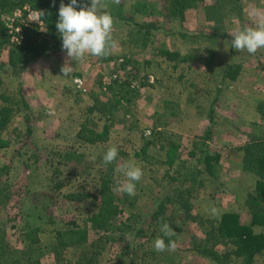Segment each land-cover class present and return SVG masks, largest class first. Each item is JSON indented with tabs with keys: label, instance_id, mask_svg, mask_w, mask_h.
Here are the masks:
<instances>
[{
	"label": "rangeland",
	"instance_id": "obj_1",
	"mask_svg": "<svg viewBox=\"0 0 264 264\" xmlns=\"http://www.w3.org/2000/svg\"><path fill=\"white\" fill-rule=\"evenodd\" d=\"M138 3L150 11L139 12L142 7L134 8ZM216 5L225 8L222 16ZM250 6L248 0L219 4L204 0L190 8L189 16V21L204 23L182 37V22L167 18L160 0H120L118 4L104 0L103 9L159 29L152 30L149 49L130 44L134 30L112 17L111 35L117 47L106 57L86 53L75 61L61 51L29 65L25 80L26 71L14 78L0 68L1 91L16 95L20 89L32 109L28 108L27 126L25 111L17 106L0 137V180L11 194L8 205L0 207V264H264V249L246 262L232 255L230 244L207 241L224 213H235L242 225H249L248 202L259 199L257 177L244 169L242 148L251 136L260 135L264 124L256 113L257 103L264 100V49L250 55L237 52L225 40L233 30L255 26L246 11ZM20 17L19 10L12 17L1 15L11 42L19 41L17 23H39L28 13ZM166 51H179L182 58L194 56L186 65L180 57L174 60L179 63L170 64L164 61ZM66 61L74 69L70 76L60 71ZM224 61L242 70L236 83L221 82L218 71ZM7 62L8 51L2 48L0 65ZM113 81L135 91L131 103L111 97L117 94ZM98 103L111 107L109 117L97 112L86 116L88 108ZM86 117L98 133L105 129V142L89 145L77 139ZM194 143H207L209 152L219 155L217 181L207 180L202 188L192 187L189 196L182 193L178 198L177 190L191 184L182 186V179L173 172L196 165L199 154ZM113 146L118 156L104 165L102 157ZM65 155L75 157L68 160ZM124 162L143 171L134 196L115 190L117 181L124 179L116 169ZM166 173L174 177L172 183L165 179ZM104 176H109L115 196L127 201L115 223L128 225L129 230L111 240L90 233L87 243L65 249L56 262V232L72 225L88 227L96 212L91 198L71 202L66 197L72 193L98 196ZM212 208L217 209L215 214ZM259 209L264 212V202H259ZM160 218L176 236L163 237ZM252 230L264 237V224ZM158 236L165 244L174 240L175 250L157 252L153 241ZM33 239L38 242L32 243Z\"/></svg>",
	"mask_w": 264,
	"mask_h": 264
},
{
	"label": "trees",
	"instance_id": "obj_2",
	"mask_svg": "<svg viewBox=\"0 0 264 264\" xmlns=\"http://www.w3.org/2000/svg\"><path fill=\"white\" fill-rule=\"evenodd\" d=\"M164 3L165 16L169 19H174L178 23L184 21V13L187 9L194 8L198 3L204 0H160ZM216 4L223 0H215ZM225 2L231 0H224ZM235 1V0H233ZM61 0H0V49L4 48L8 51V62L6 65H0L10 77L21 78L27 67L35 64L42 59H47L62 51L61 37L56 30L55 24L58 19V9ZM67 5L69 0H63ZM78 5L84 6L89 3V0H77ZM106 4V3H105ZM24 7H29L33 11H42L43 18H39V23H25L24 25H17L21 29L18 35V42H11V34L5 26V22L1 19L2 14L13 16L16 11H20L21 19L26 17L27 12ZM142 7L143 10L137 9L141 13H148L150 10L146 5L138 3L134 8ZM102 8V7H101ZM216 8L220 11V16L223 15L225 8L221 5ZM79 10V8H77ZM226 10H228L226 8ZM101 12H108L117 21H121L129 25L134 30V35L131 37L130 44L138 46L139 49L145 50L152 45L154 36L152 30H159L151 25L140 24L135 22L132 18L118 15L110 11V9H100ZM40 23L42 25H40ZM185 33L181 31L180 36L185 37ZM167 61H174L178 54L166 51L163 55ZM185 61V58H180V62ZM236 68V69H235ZM239 67L232 63H223V68L219 70L221 81L235 80L239 74ZM264 70V64L262 65ZM235 69V70H234ZM117 87V94H112V98L119 97L125 99L126 103H131L136 96L134 90L130 89L122 83L113 81ZM2 82L0 80V101L4 104L0 108V131L5 130L11 122L12 115L15 108L19 105L25 111L24 120L27 126L31 121L28 115V106L20 89H17L16 95L10 94L7 91H1ZM17 97V98H15ZM216 101V100H215ZM111 107H107V103H98L88 108L87 115L97 112L102 116L109 117ZM256 113L264 123V100H261L256 105ZM211 123V120L209 121ZM210 131H208V134ZM104 132L98 133L96 125L92 119L86 117L84 123L77 132V139L80 142L93 145L100 142H105L106 138L103 136ZM163 135L162 133H158ZM168 139V138H166ZM194 149L199 154V159L195 166L185 167L180 166L173 173L182 179L180 184H191L183 191L177 190V196L180 198L184 193L186 196L191 194L192 187L198 186L202 188L207 180L217 181V173L220 170L218 154L209 152L207 143H194ZM243 166L246 171L252 172L256 175L255 195L259 199H253L248 202V206L252 209L250 212L251 222L249 225H242L239 216L235 213H224L221 216L216 228H212L211 232L207 234L208 240L213 239V244L224 242L230 244L233 248L232 255L238 259H243L246 262H251L255 255L264 249V237L253 233L252 226L264 224V212L259 209V202H264V124L262 132L258 136H251L249 141L243 146ZM74 155H65L64 158L71 159ZM167 159L170 166L173 162L170 161V152L167 153ZM77 161V160H76ZM1 176V174H0ZM166 180L174 181V177H169L166 173ZM5 182L0 180V207L8 205V200L11 194L7 191L4 185ZM172 183V182H171ZM60 188V185L58 186ZM109 176H104L100 182L98 196H91L89 194L72 193L66 198L71 202H81L91 198L92 204L96 206V212L89 218V226L79 228L75 225L56 232V245L54 253L56 262H59L61 253L67 248L80 246L88 242L90 233L94 235H104L107 240H111L115 235H123L129 229L128 225L118 224L116 220L122 214V207L127 201L117 198L111 189ZM97 198L99 204L96 205ZM258 201V202H256ZM171 203V200H167ZM129 204V203H128ZM186 203L183 202L182 205ZM187 205V204H186ZM132 207V205H129ZM159 208H162L161 204ZM189 212V208H186ZM101 240V236L99 237ZM38 242L33 239L32 243ZM4 251V256L6 255ZM2 254H0V258ZM87 264H91L88 261Z\"/></svg>",
	"mask_w": 264,
	"mask_h": 264
},
{
	"label": "clouds",
	"instance_id": "obj_3",
	"mask_svg": "<svg viewBox=\"0 0 264 264\" xmlns=\"http://www.w3.org/2000/svg\"><path fill=\"white\" fill-rule=\"evenodd\" d=\"M113 2L118 4L120 0H113ZM103 5L104 0H89V3L84 6L78 5L77 0H69L67 5L61 0L55 27L61 37V49L71 60L83 59L86 53L103 58L117 47L111 35L113 18L110 13L100 11ZM246 11L255 26H246L228 34L232 37L233 49L237 52L246 51L248 54L254 55L259 49H264V8L250 6ZM37 14L41 18L44 16L42 11H38ZM60 71L64 76H70L74 69L66 61ZM117 156L118 149L115 146L109 147L102 157L103 164L114 162ZM116 172L124 179L117 181L115 190L134 196L136 183L143 176L142 169L131 162H124L117 167ZM211 212L215 214L217 209L212 208ZM160 219V231L163 233V237L176 236L177 233L173 228L164 222L163 218ZM163 237L158 236L153 241L154 249L157 252L174 251L176 242L169 239V242L165 244Z\"/></svg>",
	"mask_w": 264,
	"mask_h": 264
},
{
	"label": "crops",
	"instance_id": "obj_4",
	"mask_svg": "<svg viewBox=\"0 0 264 264\" xmlns=\"http://www.w3.org/2000/svg\"><path fill=\"white\" fill-rule=\"evenodd\" d=\"M248 2L250 3V4H253V6H256V7H262V8H264V0H248ZM248 5V4H247ZM249 6V5H248ZM188 10V11H187ZM186 10V12L184 13V21L182 22V28L185 30L184 31V33H186V34H189V33H191L192 31L193 32H195L197 29H198V25L200 24V23H204V21H189L190 20V18H189V16H190V9H187ZM181 32V31H180ZM182 32H183V30H182ZM193 34H195V33H193ZM177 38H179V40H181L182 38L179 36V35H177L176 36ZM225 40H226V42H231V40H232V37H225ZM194 43H196V42H194ZM193 42L191 43V44H194ZM196 45V44H195ZM147 49H149V48H147ZM170 52H173V51H170ZM173 53H175V54H178L179 56L178 57H180V58H182V53L181 52H179V51H175V52H173ZM191 56H194V55H191ZM190 56V57H191ZM190 57L189 56H187V58L185 57V61H183V62H181V63H185V65L186 64H188V60L190 59ZM164 59V58H163ZM42 60H45V59H42ZM42 60H40V61H42ZM40 61H38L37 63H39ZM164 61L166 62V63H170V64H174V62H178L179 63V61H167L166 59H164ZM224 62H226V61H224ZM37 63H35V64H37ZM35 64H33V65H35ZM30 66H32V65H30ZM30 66H28V68H27V70H26V73H25V75H24V77H23V80H25V76H27V72H28V70H29V67ZM242 72V70H240V72H239V74H238V76L236 77V79L235 80H232V81H229V80H225V81H221L222 83H224V82H226V83H236L238 80H237V78L239 77V75H240V73ZM218 73H220L219 71H218ZM213 75H214V72H213ZM250 84H252V82L250 83ZM253 85H256L255 83H253ZM23 86H25L24 85V82H23ZM252 87H254V86H252ZM22 90H23V87H22ZM23 93V96H24V98H25V101H26V104L28 105V108L30 109V110H32L31 109V105H30V103L28 102V100H27V98L25 97V94H24V92H22ZM260 118V117H259ZM80 129V128H79ZM4 136V130L3 131H1L0 132V137H3ZM2 152H4V151H2ZM2 154H4V153H2Z\"/></svg>",
	"mask_w": 264,
	"mask_h": 264
},
{
	"label": "built area",
	"instance_id": "obj_5",
	"mask_svg": "<svg viewBox=\"0 0 264 264\" xmlns=\"http://www.w3.org/2000/svg\"><path fill=\"white\" fill-rule=\"evenodd\" d=\"M26 12L28 13V15H29L30 18H33V20H35V22H39V17H38L37 12L32 11L30 9H26Z\"/></svg>",
	"mask_w": 264,
	"mask_h": 264
}]
</instances>
